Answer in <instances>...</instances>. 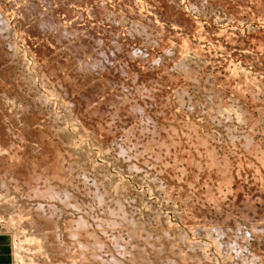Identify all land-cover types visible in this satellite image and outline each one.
<instances>
[{"label": "rangeland", "instance_id": "374dc122", "mask_svg": "<svg viewBox=\"0 0 264 264\" xmlns=\"http://www.w3.org/2000/svg\"><path fill=\"white\" fill-rule=\"evenodd\" d=\"M54 1L55 0H0V10H4V12L8 14V21H10L8 22L9 27L6 26V30L7 32L11 30L9 32L10 35H2V37L0 35V42H2L0 43V45L2 44L0 46V85L5 86L6 84V88L9 90V93H3L0 88V94L3 98H6L7 94V99L15 100L16 104L19 106L21 105L24 109L26 108L25 106H27V108L29 107L28 109L31 108L32 110L30 109L29 113L35 112L31 115L39 121V126L41 124L42 128H44L46 125L44 129L41 128L43 131H40L43 136L42 137L40 134L42 139H40L39 136V138H35V135L32 136V138L35 139L34 142L40 139L39 141H44V144L47 146L51 145L50 147H52L53 144H51V142H45V137H50L49 139H51L53 143L56 142L54 144L57 146H55L56 149L59 148L58 150H60V148H62L61 152L53 147L52 149L50 148V151L53 152L55 157L59 155L62 156L63 153L65 154H63L64 157L59 156V164L61 163L62 173L64 172L65 175H57L53 180L55 182L59 181L60 188H69V194H67L70 196L71 204L67 206V208L71 209L70 207H72V212L74 211L77 215L86 214L89 218L88 227L91 226L90 228L87 227L89 231L93 230L92 232L94 233L102 232L110 238L119 235L117 236L119 237L117 238L118 241L121 240L122 244L126 243L124 247L127 251H125L124 255L127 258L129 249L134 248L135 245L140 247L141 244V248L143 245V248L145 246L149 250L150 247L154 245L156 248L161 246L164 249L162 250L160 247L161 250L159 249V252L156 254L157 256L154 255V252L148 253L152 259L159 257V259L154 260L155 264H264V0H90L88 2L87 0H65L66 2H64V4V0ZM101 1L103 2L101 3ZM130 2L132 4H130ZM11 4L15 5L12 6ZM127 6L131 7V9ZM30 7L31 9H29ZM40 9H42L43 13ZM50 9L52 10V14H50ZM53 11L56 12V15ZM89 13L92 14L90 15ZM20 15L21 17L19 18ZM41 15L44 17H41ZM48 15L50 18L56 16V21L55 18L49 21V17H46ZM57 15H59V17ZM22 17H24L23 20L21 19ZM82 18L83 20H81ZM30 19L31 21H29ZM57 19H60L58 24ZM65 19L66 23L63 21ZM136 21L140 23L138 24ZM52 22H56L54 26H56L55 28L57 31L52 25ZM132 23L135 24L132 26ZM60 26L62 28H60ZM136 26L138 32L135 31L134 27ZM69 27L72 28L70 29ZM154 28H157L158 31H155ZM58 29H61L63 32ZM144 29L147 31L145 32ZM161 30H163V32ZM109 31H112V34L118 33H116L117 35L115 34L116 36L114 35V37H111L113 35L109 34ZM154 31L155 33L161 31L160 34H166L167 37L161 34L162 38H160V34H155ZM128 32L130 33L127 34ZM52 34L56 35L53 36ZM130 34H132L133 38L129 37ZM61 35H63V37H61ZM73 35H75V37ZM109 35L111 40L108 38ZM118 36L120 39L117 38ZM43 37L46 41H44ZM115 37L119 42L116 41ZM152 37L153 39L151 40ZM158 37L160 38L158 39L160 42L156 41ZM21 39L24 41L21 42ZM86 40L89 41V47L87 46ZM72 42L73 45L75 42L76 44L79 43L77 44V49L82 46V48L80 47L81 49H78L80 50L78 54H76L78 50L76 48L73 49L74 52L77 50L73 53L74 55L76 54L77 57L69 54L73 51H69L71 49L69 45H71ZM114 42L117 44L116 47H119L116 48ZM49 43L52 45H49ZM62 43L63 45H61ZM66 44L69 45L66 46ZM110 44H112V46ZM105 45L107 48L106 50ZM85 46L86 49L88 47L90 52L85 51ZM129 46L133 52L128 50ZM54 47L56 50H54ZM114 47L115 49H113ZM132 47L136 48V50ZM185 47L186 49H184ZM100 48L103 50V53H101ZM125 48H127V50ZM169 48L170 50L173 49V51L168 50ZM188 48L189 50H187ZM183 49L187 50L189 53ZM62 50L66 52L64 51L62 53ZM107 51H112V53H108ZM164 51L168 52V54L166 55ZM91 52L93 55H91ZM130 52L132 53L130 54ZM104 53H107L108 56ZM148 53L149 55H147ZM150 53H152V56ZM15 55L19 57L17 58L16 56V59ZM23 55L25 61L22 60ZM69 55L70 57H68ZM87 55L91 56L88 57ZM157 55L160 57L158 58ZM187 55H190L189 58ZM83 56L85 60H83ZM179 57H183L187 62L190 61V57H193L191 59L196 61V64L195 61H190V65L187 63L188 67L192 68L190 71L192 70L191 73L193 76L195 74L193 77L195 79H192V74L187 70L188 67L182 68L183 71L182 69L180 70L182 66H180L177 61H182V58L179 59ZM76 58L81 62L84 61L81 64L84 66V69H82L81 65L78 67V63H76L78 60ZM86 58H88V61L90 59V64L88 61L86 62ZM94 58L97 59L94 60ZM136 58H138V62H141L137 63ZM72 59L75 61V64ZM152 59L159 61L152 64L151 62H154ZM66 60L69 62V65H65V63H68ZM61 61L64 62L66 67H60V63L62 65ZM121 61L123 63H121ZM85 62L87 65H85ZM100 62H102V64H100ZM3 64L6 67H4ZM121 64L123 66H121ZM135 64L139 65L136 66ZM174 64H176V66H174ZM44 65L47 68H45ZM126 67H128L130 71H127L128 69H126ZM184 69H186L187 72ZM46 70L48 71L46 72ZM142 70L146 72L142 73ZM155 70L158 71V73H155ZM166 70H168L169 73L168 71L165 73ZM98 71L101 72L100 75ZM134 71L136 72L134 73ZM87 72L89 74L88 76ZM44 76L47 77L45 78ZM78 77H80L79 81ZM111 78H114L113 80H115L116 83H114V81L111 82ZM70 79H73V81H70ZM53 80L56 81V85ZM136 80L137 82H135ZM192 80H194V82H192ZM87 81L90 83L88 84ZM143 81L146 83L144 84ZM80 82L83 83L80 84ZM101 82H103V84ZM98 83L101 87L97 85ZM104 83L105 88L103 86ZM53 84L56 87H54ZM67 84H71V86ZM59 85L61 87H58ZM139 85L140 87L142 86V88H140ZM9 86L12 88H9ZM52 86L54 88H52ZM62 87L63 89L60 90ZM137 87L139 88L137 89ZM75 89L77 91L76 96L72 93L73 91L75 92ZM102 89L106 90L102 91ZM124 89L125 92H123ZM128 89H130L132 94H130ZM59 90L62 91L63 94L59 92ZM89 93L91 97L88 96ZM93 93L96 94V97L98 96L99 99H97L98 97H93L95 96L92 95ZM64 94L68 95L65 96ZM112 96L117 99L113 100ZM74 97L78 100H74ZM106 98L109 103L105 102ZM43 99L48 101H44ZM86 99L88 103L85 104L84 102ZM130 99L132 101H130ZM70 100L72 104H70ZM101 100H103V104L105 105L102 104ZM110 100L112 101L110 102ZM121 100L123 103L121 102V104H119ZM67 101L68 103L70 102V105L66 103ZM78 101L80 104H78ZM92 102H94L96 106ZM113 105L116 106L114 107ZM89 108L90 110H88ZM127 109H129V112ZM75 110L76 113L74 112ZM86 110H88V112ZM163 111L164 113H162ZM123 113H127L126 116ZM166 113H168V115ZM101 114L106 115V117ZM76 115L78 116L76 117ZM86 115H88L89 118H87ZM102 116H104V119ZM74 120H77L76 123ZM22 125V128H19V126L17 129L15 128L16 131L13 130L15 134L11 131L13 136L8 133L11 138L9 140L12 141L11 143H13V145L17 143V146H23L22 148L18 147L20 150H18V148L16 149V151L18 150L19 152V155H16L18 159H21L22 156L25 157L23 153H26L25 150H27L28 147L33 150L30 145L33 143L31 142L32 138H30L31 141L30 139L27 140L29 143L24 142V135L29 133L28 130H31V128L28 129L29 127L26 125L24 126L23 123ZM50 129L52 132H48ZM25 131L26 133L24 134ZM17 132L21 133V136ZM36 133L38 134L39 132ZM54 133H58L59 135H54ZM14 135L17 137H14ZM18 135L21 138L23 137V141L18 139ZM16 138L18 142L15 140ZM49 139L47 138V140ZM19 141L24 142L23 144L26 146L25 150V146ZM39 141L33 143V145H39ZM17 146L14 145L13 150H15L14 147ZM37 147L41 148V150ZM33 148L35 149V146H33ZM42 148L43 146H36L37 151L40 152L39 154L36 150L33 152L36 153L38 159H40L39 156H42L41 159H47L48 161L50 158L52 162V152L49 153L48 151V156L46 150ZM54 150L58 152L55 153ZM29 152H31L30 149ZM40 153H42V155ZM55 157L53 158L54 160ZM178 157L179 159H177ZM64 159L65 162L68 164L70 163V165L65 162L62 163ZM43 160L38 162L39 166H41V168L38 167L39 170L42 169V166L45 168V163H42L44 162ZM70 161H72L73 164ZM66 166H68L67 170L65 169ZM42 171L45 172V169ZM67 171L69 174L66 173ZM66 174L69 176L67 177ZM60 180H65L64 182L67 181V184ZM71 180L72 185L70 186ZM49 182L52 183V181ZM67 185H69V187H66ZM11 197H13L12 200L14 201L18 199L14 194ZM73 203L74 207L72 205ZM75 207H77V210ZM79 207L80 209H78ZM118 207L121 210H119ZM64 208L67 209L66 206H64ZM92 213L97 214L95 215ZM115 216H117V218ZM130 216H132L134 220H132ZM120 219H123L124 222L117 224L115 221L120 222ZM95 223L100 224L98 226ZM107 223L109 225H107ZM113 223L117 224V226ZM128 224H133L134 226L132 227V225H130L129 230L131 229L134 231L138 228L139 232L137 233L136 231V234L130 230L129 232L131 233H129L127 229ZM117 227L120 229H117ZM132 228H134V230ZM108 230L111 231L108 233ZM0 231L4 236H7L11 242L12 248L10 247V251L12 252L14 250L13 254L10 253L9 255L11 262H13V264H18L15 259V242L20 243L21 241L25 248H28L29 244L24 243V241L18 237L16 228L10 225L7 215L3 217L0 214ZM133 233H135L136 236L132 235ZM38 235L39 234H36L38 239L43 242L47 239L45 243L47 242L46 245L48 246H44V249H41L42 251L39 249L40 252L37 251L35 253V259H37L35 261L38 262V264H46V261L51 259L49 249L47 248L50 247V251H52L53 246L51 247V245L55 242L51 239L52 236L50 234L48 235L49 237L43 235V238H40V235ZM63 235L61 234L62 238ZM131 235L133 238L135 236V238L133 239ZM110 238H107V241H105L104 237V242L106 244L107 242L112 243V241H109ZM129 238L131 241H129ZM112 239L114 240V237ZM102 240L101 238L99 244H104ZM148 240H150V242ZM112 247L113 245L110 247L108 246V250H106V252L109 253L107 255L109 258L111 257V250H113L111 249ZM56 261L60 262L58 259Z\"/></svg>", "mask_w": 264, "mask_h": 264}, {"label": "bare ground", "instance_id": "6f19581e", "mask_svg": "<svg viewBox=\"0 0 264 264\" xmlns=\"http://www.w3.org/2000/svg\"><path fill=\"white\" fill-rule=\"evenodd\" d=\"M8 1H10V0H8ZM56 1V0H55ZM54 1V2H55ZM59 1V0H58ZM88 1H90V0H87V2ZM94 1H97V0H94ZM93 1V2H94ZM135 1V0H134ZM138 1V0H137ZM162 1V0H161ZM24 2V1H23ZM38 2H40V1H38ZM57 2V1H56ZM64 2H66L65 0L63 1V4H64ZM70 2V1H69ZM77 2V1H76ZM103 1H101V3H102ZM105 2V1H104ZM109 2V1H108ZM15 3V2H14ZM20 3V2H19ZM26 3V2H25ZM30 3H31V1H30ZM91 3V2H90ZM90 3H89V5H90ZM96 3V2H95ZM99 3V2H98ZM114 3V2H113ZM136 3V2H135ZM22 4H24V3H22ZM21 4V5H22ZM46 4V3H45ZM59 4V3H58ZM66 4V3H65ZM71 4V3H70ZM109 4V3H108ZM130 4H132L131 2H130ZM130 4H129V6H130ZM137 4V3H136ZM173 4V3H172ZM12 5V4H11ZM15 5V4H14ZM14 5H12V6H14ZM34 5V4H33ZM68 5V4H67ZM93 5H94V3H93ZM111 5V4H110ZM135 5V4H134ZM17 6H18V4H17ZM19 6H20V4H19ZM60 6V5H59ZM73 6V5H72ZM71 6V7H72ZM122 6V5H121ZM129 6H127V7H129ZM137 6V5H136ZM47 7H48V5H47ZM54 7H55V5H54ZM68 7V6H67ZM114 7H115V5H114ZM13 8V7H12ZM19 8V7H18ZM69 8V7H68ZM90 8V7H89ZM130 9H131V7H129ZM136 8V7H135ZM135 8H134V10H135ZM173 8V7H172ZM29 9H31V7L29 8ZM28 9V10H29ZM45 9V8H44ZM43 9V10H44ZM6 10V9H5ZM25 10H26V6H25ZM24 10V11H25ZM41 10V12H42V9H40ZM46 10V9H45ZM51 10V9H50ZM54 10V9H53ZM58 10V9H57ZM56 10V11H57ZM98 10H99V8H98ZM101 10V9H100ZM106 10V9H105ZM129 10V9H128ZM8 11V10H7ZM15 11H16V9H15ZM48 11V10H47ZM104 11V10H103ZM109 11V10H108ZM132 11V10H131ZM170 11V10H169ZM172 11V10H171ZM175 11V10H174ZM39 12V11H38ZM50 12V11H49ZM54 12V11H53ZM60 12V11H59ZM8 13H10V12H8ZM22 13V12H21ZM43 13V12H42ZM45 13V12H44ZM55 13V15H56V12H54ZM61 13V12H60ZM76 13V12H75ZM98 13V12H97ZM105 13V12H104ZM139 13V12H138ZM19 14H20V12H19ZM28 14H29V12H28ZM30 14H31V12H30ZM48 14V13H47ZM47 14H44V15H47ZM50 14H52V10H51V13ZM90 15L92 14V13H89ZM108 14V13H107ZM112 14V13H111ZM8 14H6V12H4V10L2 11V10H0V35H1V37H2V35H4V36H7L8 34H9V32L11 31H9L8 30V32H7V28H6V26L7 27H9V23L8 22H10V21H8L9 20V17L7 16ZM32 15V14H31ZM34 15V14H33ZM82 15V14H81ZM119 15V14H118ZM133 15V14H132ZM141 15V14H140ZM146 15V14H145ZM30 16V15H29ZM43 15H41V17H42ZM54 16V15H53ZM58 17H59V15H57ZM76 16V15H75ZM104 16H105V14H104ZM123 16V15H122ZM17 17H18V14H17ZM21 17V15L19 16V18ZM44 17V16H43ZM46 17H49V15L48 16H46ZM45 17V18H46ZM56 17V16H55ZM54 17V18H55ZM65 17V16H64ZM69 17V16H68ZM84 17V16H83ZM91 17V16H90ZM100 17V16H99ZM138 17V16H137ZM12 18V17H11ZM23 18L24 17H22L21 19L23 20ZM29 18V17H28ZM54 18H50L49 17V21L51 20V19H53L54 20ZM60 18H62V17H60ZM139 18V17H138ZM16 20V19H15ZM25 20H28V19H25ZM34 20V19H33ZM40 20V19H39ZM38 20V21H39ZM43 20H44V18H43ZM60 19H57V24H58V21H59ZM81 20H83V18L81 19ZM29 21H31V19L29 20ZM46 21V20H45ZM52 21V20H51ZM55 21H56V18H55ZM64 22L66 21V19L65 20H63ZM104 21H106V20H104ZM121 21V20H120ZM18 22V21H17ZM27 22V21H26ZM33 22V21H32ZM98 22V21H97ZM101 22V21H100ZM118 22V21H117ZM133 22V21H132ZM138 24L140 23V22H138V21H136ZM135 22V23H136ZM46 23V22H45ZM53 23V22H52ZM56 23V22H55ZM55 23H53L52 25L54 26L55 25ZM61 23V22H60ZM66 23V22H65ZM71 23V22H70ZM134 23V24H135ZM19 24V23H18ZM36 24V23H35ZM42 24H44V23H42ZM120 24V23H119ZM121 24H123V23H121ZM133 23H132V26L134 25ZM17 25V24H16ZM20 25V24H19ZM18 25V26H19ZM26 25V24H25ZM33 25V24H32ZM31 25V26H32ZM47 25H48V23H47ZM66 25V24H65ZM95 25V24H94ZM18 26H16V27H18ZM23 26H24V24H23ZM27 26V25H26ZM40 26V25H39ZM103 26V25H102ZM120 26V25H119ZM118 26V27H119ZM36 27H37V25H36ZM41 27V26H40ZM56 26H54V28H55ZM67 27V26H66ZM73 27H74V25H73ZM84 27V26H83ZM99 27H101V26H99ZM109 27H110V25H109ZM126 27V26H125ZM158 27V26H157ZM11 28V27H10ZM9 28V29H10ZM49 28V27H48ZM54 28H53V30H54ZM60 28H62L61 26H60ZM70 28V27H69ZM68 28V29H69ZM72 28V27H71ZM70 28V29H71ZM95 28H96V26H95ZM120 28V27H119ZM122 28V27H121ZM135 28V31L136 32H138V30H137V26L136 27H134ZM134 28H133V30H134ZM151 28H153V27H151ZM27 29V28H26ZM25 29V30H26ZM36 30H39V29H37V28H35ZM34 29V30H35ZM52 29V28H51ZM56 29V28H55ZM64 29V28H63ZM87 29V28H86ZM93 29V28H92ZM97 29V28H96ZM125 29V28H124ZM132 29V28H131ZM155 29V31H158L157 30V28H154ZM153 29V30H154ZM162 29V28H161ZM22 30H23V28H22ZM33 30V29H32ZM58 30H60V31H62L61 29H58ZM65 30V29H64ZM80 30V29H79ZM78 30V31H79ZM85 30V29H84ZM94 30V29H93ZM121 30V29H120ZM132 30V31H133ZM150 30V29H149ZM24 31V30H23ZM22 31V32H23ZM42 31V30H41ZM43 31H46V30H43ZM48 31V30H47ZM56 31H57V29H56ZM55 31V32H56ZM77 31V30H76ZM87 31V30H86ZM117 31H118V29H117ZM127 31H130V30H127ZM144 31H145V29H144ZM147 31V30H146ZM145 31V32H146ZM152 31V30H151ZM155 31H154V33H155ZM162 32H163V30H161ZM161 31H159V33L158 32H156L157 34H160V32ZM32 32H34V31H32ZM37 32V31H36ZM63 32V31H62ZM69 32V31H68ZM93 32V31H92ZM111 32V33H110ZM120 32V31H119ZM153 32V31H152ZM199 32V31H198ZM21 33V32H20ZM28 33V32H27ZM41 33V32H40ZM52 33V32H51ZM59 33V32H58ZM70 33V32H69ZM105 33V32H104ZM116 33H118V32H116ZM115 33V34H116ZM122 33V32H121ZM130 32H128L127 34H129ZM149 33V32H148ZM155 33V34H156ZM167 33V32H166ZM13 34V33H12ZM63 34V33H62ZM64 34H66V33H64ZM95 34H97V33H95ZM99 34V33H98ZM103 34V33H102ZM109 34H111V35H113V36H111V37H114V35L115 34H112V31H109ZM123 34V33H122ZM151 34V33H150ZM162 34V33H161ZM161 34H160V38H162V36H161ZM10 35V34H9ZM28 35V34H27ZM33 35V34H32ZM43 35H44V33H43ZM51 35V34H50ZM53 35V34H52ZM56 34H54L53 36H55ZM71 35H72V33H71ZM107 35H108V33H107ZM117 35V34H116ZM115 35V36H116ZM142 35H144V34H142ZM146 35V34H145ZM148 35V34H147ZM163 35V34H162ZM166 35V34H165ZM165 35H163V36H165ZM200 35V34H199ZM3 36V37H4ZM13 36V35H12ZM25 36V35H24ZM37 36V35H36ZM48 36V35H47ZM52 36V37H53ZM59 36V35H58ZM57 36V37H58ZM67 36V35H66ZM74 37H75V35H73ZM86 36H88V35H86ZM106 36V35H105ZM156 36V35H155ZM172 36V35H171ZM11 37V36H10ZM21 37H22V35H21ZM33 37V36H32ZM46 37V36H45ZM61 37H63V35H61ZM83 37V36H82ZM104 37V36H103ZM110 37V35L108 36V38ZM129 37H132V34H130V36ZM153 37H154V34H153ZM153 37L151 38V40L153 39ZM157 37V36H156ZM166 37H167V35H166ZM201 37V36H200ZM7 38V37H6ZM5 38V39H6ZM56 38V37H55ZM69 38V37H68ZM90 38V37H89ZM96 38H97V36H96ZM116 38V37H115ZM117 38H119V36L117 37ZM117 38H116V41H117ZM122 38V37H121ZM125 38V37H124ZM128 38V37H127ZM126 38V39H127ZM133 38V37H132ZM142 38V37H141ZM147 38H149V37H147ZM159 37L157 38V40L156 41H158V39H160ZM170 38V37H169ZM203 38V37H202ZM25 39V38H24ZM43 39H44V37H43ZM42 39V40H43ZM58 39V38H57ZM61 39V38H60ZM87 39V38H86ZM110 39V38H109ZM120 39V38H119ZM145 39V38H144ZM1 40V39H0ZM40 40V39H39ZM56 40V39H55ZM71 40V39H70ZM84 40V39H83ZM100 40V39H99ZM101 40H103V39H101ZM104 40H105V38H104ZM111 40V39H110ZM114 40V39H113ZM134 40V39H133ZM142 40V39H141ZM167 40V39H166ZM3 41V40H2ZM20 41V40H19ZM24 40L23 39H21V42H23ZM38 41V40H37ZM44 41H46L45 39H44ZM50 41V40H49ZM62 41V40H61ZM64 41V40H63ZM72 41H73V37H72ZM80 41L82 42V40L80 39ZM87 41V40H86ZM94 41V40H93ZM95 41H96V39H95ZM115 41V40H114ZM135 41V40H134ZM143 41V40H142ZM154 41H155V39H154ZM171 41V40H170ZM48 42V41H47ZM52 42V41H51ZM58 42H59V40H58ZM64 42H66V41H64ZM63 42V43H64ZM88 42L89 41H87V46L89 47V44H88ZM97 42V41H96ZM103 42V41H102ZM108 42H109V40H108ZM117 42H119V41H117ZM124 42H126V41H124ZM144 42V41H143ZM153 42V41H152ZM151 42V43H152ZM158 42H160V41H158ZM164 42H165V40H164ZM167 42V41H166ZM0 43H2V42H0ZM43 43V42H42ZM63 43L61 44V45H63ZM69 43V42H68ZM99 43V42H98ZM105 43H106V41H105ZM115 43V42H114ZM113 43V44H114ZM156 43V42H155ZM161 43H163V42H161ZM187 43V42H186ZM185 43V44H186ZM10 44H14V43H10ZM31 44V43H30ZM48 44V43H47ZM51 43H49V45H50ZM54 44V43H53ZM71 44V43H70ZM76 42L74 43V45H73V42H72V44L71 45H69V44H66V46H68L69 45V48L71 47V49L69 50V51H72L73 49H77V44H79V43H77L76 45ZM119 44V43H118ZM159 44V43H158ZM185 44H184V46H185ZM2 45V44H1ZM0 45V46H1ZM9 45V44H8ZM52 45V44H51ZM55 45V44H54ZM64 45H65V43H64ZM80 45H81V43H80ZM80 45H78V46H80ZM101 45H102V43H101ZM106 45H107V43H106ZM106 45H105V50L107 49L106 48ZM111 46H112V44H110ZM116 43H115V47H116ZM132 45V44H131ZM138 45H139V43H138ZM156 45H157V43H156ZM188 45V44H187ZM186 45V46H187ZM190 45V44H189ZM12 46V45H11ZM33 46V45H32ZM42 46V45H41ZM46 46V45H45ZM65 46V47H66ZM108 46V45H107ZM114 46V45H113ZM141 46V45H140ZM165 46V45H164ZM184 46H182V47H184ZM9 47V46H8ZM14 47H16V46H14ZM37 47V46H36ZM47 47V46H46ZM50 47H52V46H50ZM81 48H82V46H80ZM79 47V48H80ZM88 47H87V49H86V46H85V49H83V50H85L86 52L88 51V52H90V50L88 49ZM95 47V46H94ZM115 47L113 48V49H115ZM117 47H119V46H117ZM116 47V48H117ZM181 47V48H182ZM188 47H190V46H188ZM41 48V47H40ZM58 48V47H57ZM61 48V47H60ZM78 48V49H79ZM80 48V49H81ZM111 48V47H110ZM109 48V49H110ZM120 48H121V46H120ZM133 48V47H132ZM153 48V47H152ZM161 48V47H160ZM166 48V47H165ZM168 48V47H167ZM28 49V48H27ZM65 49V48H64ZM67 49V48H66ZM77 49V50H78ZM96 49V48H95ZM101 49V48H100ZM126 50H127V48H125ZM133 49H135L136 50V48H133ZM163 49V48H162ZM175 49V48H174ZM180 49V48H179ZM184 49H186V47L184 48ZM183 49V50H184ZM42 50V49H41ZM54 50H56V48L54 47ZM76 50V51H77ZM99 50V49H98ZM104 50V51H105ZM121 50H124V49H121ZM129 51L131 50L132 51V49L130 48V46H129V49H128ZM135 50H134V52H135ZM164 50V49H163ZM168 50H170V48L168 49ZM187 50H189V48L187 49ZM187 50H184V51H186V52H188ZM9 51H11V50H9ZM13 51V50H12ZM17 51V50H16ZM53 51V50H52ZM51 51V52H52ZM59 51V50H58ZM65 51V50H64ZM63 50H62V53L64 52ZM75 51V52H76ZM96 51V50H95ZM116 51V50H115ZM150 51V50H149ZM166 51V50H165ZM164 51V52H165ZM170 51H173V49H171ZM14 52V51H13ZM42 52V51H41ZM53 52H55V51H53ZM66 52V51H65ZM68 52V51H67ZM74 52V50L72 51V53H69V54H72L73 56H75V57H77L76 56V54H78V52H80V50H78L77 52H76V54L74 55L73 53H75ZM108 52V51H107ZM117 52H118V50H117ZM127 52V51H126ZM133 52V51H132ZM132 52H130V54L132 53ZM140 52H141V50H140ZM143 52V51H142ZM147 52V51H146ZM145 52V53H146ZM163 52V51H162ZM12 53V52H11ZM32 53V52H31ZM35 53V52H34ZM61 53V54H62ZM92 53V52H91ZM97 53H99V52H97ZM101 53H103V50L101 49ZM108 53H112V51H110V52H108ZM125 53V52H124ZM128 53V52H127ZM166 53V55L168 54V52H165ZM174 53V52H173ZM189 53V52H188ZM188 53H186V54H188ZM2 54V53H1ZM36 54V53H35ZM39 54V53H38ZM44 54V53H43ZM83 54V53H82ZM87 54V53H86ZM105 54V53H104ZM107 54V53H106ZM105 54V55H106ZM118 54V53H117ZM116 54V55H117ZM151 54V56H152V53H150ZM153 54H154V52H153ZM160 54V53H159ZM158 54V55H159ZM171 54H172V52H171ZM175 54V53H174ZM179 54V53H178ZM54 55V54H53ZM58 55V54H57ZM65 55H66V53H65ZM84 55V54H83ZM91 55H93V53L91 54ZM91 55H87L88 57H90ZM96 55V54H95ZM133 55V54H132ZM146 55V54H145ZM147 55H149V53L147 54ZM157 55V56H158ZM161 55V54H160ZM165 55V56H166ZM180 55H181V53H180ZM194 55V54H193ZM6 56V55H5ZM11 56V55H10ZM16 56H17V58L19 57L18 55H15V58H16ZM37 56V55H36ZM42 56V55H41ZM55 56V55H54ZM103 56V55H102ZM107 56H108V54H107ZM124 56V55H123ZM129 56H131V55H129ZM188 56V55H187ZM190 56V55H189ZM189 56H188V58H189ZM7 57V56H6ZM8 57H9V55H8ZM32 57H34V56H32ZM64 57V56H63ZM63 57H62V59H63ZM67 57V56H66ZM68 57H70V55L68 56ZM84 57V56H83ZM93 57V56H92ZM91 57V58H92ZM100 57V56H99ZM112 57V56H111ZM119 57V56H118ZM128 57V56H127ZM148 57V56H147ZM160 56H158V58H159ZM163 57V56H162ZM178 57V56H177ZM2 58V57H1ZM12 58V57H11ZM14 58V57H13ZM12 58V59H13ZM14 58V59H15ZM16 58V59H17ZM53 58H55V57H53ZM59 58V57H58ZM65 58V57H64ZM116 58V57H115ZM151 58V57H150ZM182 58V59H181ZM179 57V59H181L182 61H180V62H178L176 59V61H177V63L178 64H180V66H182V67H180V70L182 69V68H184V67H188V65H190L191 63H190V61H193L191 58H193V57H190V61L189 62H187V61H185L186 59H183V57ZM5 59V58H4ZM25 58H24V55H23V59L22 60H24ZM57 59V58H56ZM61 59V58H60ZM77 59V58H76ZM88 58H86V62L88 61L87 60ZM97 58H94V60H96ZM108 59H109V57H108ZM112 59V58H111ZM131 59V58H130ZM135 59V58H134ZM146 59V58H145ZM156 59V58H155ZM153 60L154 62H151L152 64H154L155 62H158L159 60ZM169 59V58H168ZM2 60V59H1ZM55 60V59H54ZM64 61H65V59H63ZM73 60V59H72ZM78 60V59H77ZM76 60V61H77ZM83 60H85V57H84V59ZM93 60V59H92ZM100 60V59H99ZM104 60V59H103ZM114 60V59H113ZM138 60V58H136V61ZM140 60V59H139ZM142 60V59H141ZM144 60V59H143ZM174 60V59H173ZM25 61V60H24ZM58 61V60H57ZM67 61V60H66ZM69 61H70V59H69ZM79 61L80 60H78L76 63H78V67H79V65H81L82 64V62H84V61H80V64H79ZM89 61H90V59H89ZM88 61V63L90 64V62ZM146 61V60H145ZM148 61H149V59H148ZM195 61V60H194ZM193 61V62H194ZM1 62V61H0ZM10 62H12V61H10ZM9 62V63H10ZM28 62V61H27ZM54 62V61H53ZM62 62V61H61ZM68 62V61H67ZM73 62H74V64H75V61L73 60ZM86 62H85V65H87L86 64ZM92 62V61H91ZM94 62V61H93ZM128 62V61H127ZM131 62V61H130ZM141 62V61H140ZM140 62H138L137 61V63H140ZM143 62V61H142ZM150 62V61H149ZM161 62V61H160ZM164 62V61H163ZM2 63H3V60H2ZM7 63V62H6ZM5 63V64H6ZM19 63H21V62H19ZM48 63V62H47ZM46 63V64H47ZM52 63V62H51ZM56 63V62H55ZM115 63V62H114ZM121 63H123L122 61H121ZM144 63V62H143ZM146 63V62H145ZM168 63V62H167ZM171 63V62H170ZM187 63H189L188 65H187ZM23 64V63H22ZM39 64V63H38ZM42 64V63H41ZM40 64V65H41ZM100 64H102V62H100ZM118 64V63H117ZM126 64V63H125ZM133 64V63H132ZM149 64V63H148ZM159 64V63H158ZM157 64V65H158ZM172 64V63H171ZM177 64V65H178ZM195 64H196V61H195ZM8 65V64H7ZM20 65V64H19ZM40 65H39V67H40ZM47 65H49V64H47ZM51 65V64H50ZM65 65H69V62L66 64L65 63ZM64 65V62H62V65H61V63H60V67H62V66H65ZM71 65V64H70ZM92 65V64H91ZM95 65V64H94ZM97 65V64H96ZM110 65V64H109ZM131 65V64H130ZM136 65V64H135ZM139 65V64H138ZM138 65H136V66H138ZM142 65V64H141ZM146 65H147V63H146ZM150 65V64H149ZM162 65V64H161ZM164 65V64H163ZM168 65V64H167ZM3 66L4 67H6L4 64H3ZM53 66V65H52ZM57 66H58V63H57ZM82 66V65H81ZM80 66V67H81ZM90 66V65H89ZM99 66V65H98ZM118 66V65H117ZM120 66V65H119ZM121 66H123L122 64H121ZM128 66V65H127ZM143 66H144V64H143ZM153 66V65H152ZM166 66V65H165ZM174 66H176V64H174ZM8 67V66H7ZM38 67V66H37ZM43 67V66H42ZM44 67H45V65H44ZM53 67H55V66H53ZM66 67V66H65ZM64 67V68H65ZM84 66H82V69H84L83 68ZM91 67V66H90ZM101 67V66H100ZM106 67H108V66H106ZM113 67H115V66H113ZM146 67V66H145ZM162 67V66H161ZM160 67V68H161ZM171 67V66H170ZM172 67H173V65H172ZM1 68V67H0ZM45 68H47V67H45ZM44 68V69H45ZM48 68H49V66H48ZM68 68V67H67ZM73 68V67H72ZM72 68H71V70H72ZM88 68V67H87ZM86 68V69H87ZM91 68H93V67H91ZM119 68H121V67H119ZM174 68V67H173ZM175 68H179V67H175ZM25 69V68H24ZM58 69V68H57ZM100 69V68H99ZM126 69H128V67H126ZM140 69H141V67H140ZM148 69V68H147ZM157 69H158V67H157ZM168 69V68H167ZM172 69V68H171ZM190 69H192V68H190V67H188V71H189V73H191V71H190ZM195 69V68H194ZM52 70V69H51ZM54 70V69H53ZM63 70V69H62ZM69 70V69H68ZM75 70H76V68H75ZM89 70V69H88ZM87 70V71H88ZM165 70V69H164ZM174 70V69H173ZM172 70V71H173ZM176 70V69H175ZM185 71H186V69H184ZM3 71V70H2ZM41 71V70H40ZM48 70H46V72H47ZM73 71H74V69H73ZM90 71H91V69H90ZM92 71H94V70H92ZM106 71V70H105ZM118 71V70H117ZM125 71V70H124ZM127 71H130L129 69L127 70ZM143 72L142 73H144V72H146L145 70H142ZM156 71V70H155ZM168 70H166L165 71V73L167 72ZM171 71V70H170ZM178 71V70H177ZM182 71H183V69H182ZM52 72H54V71H52ZM61 72V71H60ZM65 72H67V71H65ZM70 72V71H69ZM75 72V71H74ZM81 72V71H80ZM86 72V71H85ZM99 72V71H98ZM97 72V73H98ZM109 72V71H108ZM115 72V71H114ZM120 72V71H119ZM136 71H134V73H135ZM187 72V71H186ZM7 73V72H6ZM14 73V72H13ZM40 73V72H39ZM56 73V72H55ZM63 73V72H62ZM71 73V72H70ZM76 73H77V71H76ZM83 73V72H82ZM100 73L101 72H99V75H100ZM105 73V72H104ZM110 73V72H109ZM108 73V74H109ZM141 73V72H140ZM149 73H151V72H149ZM155 73H158V71H156ZM161 73H163V72H161ZM168 73H169V71H168ZM174 73V72H173ZM185 73V72H184ZM195 73V72H194ZM11 74V73H10ZM44 74V73H43ZM50 74V73H49ZM64 74V73H63ZM91 74V73H90ZM103 74V73H102ZM179 74V73H178ZM192 74V73H191ZM197 74V73H196ZM8 75V74H7ZM51 75V74H50ZM73 75V74H72ZM72 75H71V77H72ZM84 75V74H83ZM89 74H88V72H87V76H88ZM93 75V74H92ZM91 75V76H92ZM95 75V74H94ZM135 75V74H134ZM150 75V74H149ZM173 75V74H172ZM243 75V74H242ZM48 76V75H47ZM46 76V77H47ZM55 76V75H54ZM58 76V75H57ZM56 76V77H57ZM67 76V75H66ZM70 76V75H69ZM69 76H68V78H69ZM74 76V75H73ZM80 76V75H79ZM86 76V75H85ZM86 76V77H87ZM162 76V75H161ZM174 76V75H173ZM186 76V75H185ZM187 76H188V74H187ZM194 76H195V74H194ZM193 76V74H192V79H195V78H193L194 77ZM248 76V75H247ZM38 77H39V75H38ZM45 77V76H44ZM45 77V78H46ZM56 77H54V78H56ZM102 77V76H101ZM107 77V76H106ZM133 78L135 77V76H132ZM143 77H144V75H143ZM156 77H157V75H156ZM159 77V76H158ZM169 77V76H168ZM198 77V76H197ZM57 78H59V77H57ZM56 78V79H57ZM66 78V77H65ZM80 77H78V81L80 80L79 79ZM136 78V77H135ZM189 78V77H188ZM249 78V77H248ZM28 79V78H27ZM49 79V78H48ZM97 79V78H96ZM98 79H99V77H98ZM112 79V78H111ZM110 79V80H111ZM114 79V78H113ZM112 79V81L111 82H113L114 81V83H116V81L115 80H113ZM126 79H128V78H126ZM172 79H174V78H172ZM190 79V78H189ZM68 80V79H67ZM92 80H93V77H92ZM110 80H109V82H110ZM153 80V79H152ZM161 80V79H160ZM166 80H167V78H166ZM54 81V80H53ZM62 81V80H61ZM66 81V80H65ZM70 81H73V79H70ZM89 81V80H88ZM87 81V83L89 84L90 82H88ZM106 81V80H105ZM125 81V80H124ZM132 81H133V79H132ZM131 81V82H132ZM147 81V80H146ZM151 81V80H150ZM156 81H157V79H156ZM196 81V80H195ZM8 82V81H7ZM10 82V81H9ZM52 82V81H51ZM55 82V85H56V81H54ZM63 82V81H62ZM86 82V81H85ZM107 82V81H106ZM135 82H137V80L135 81ZM155 82V81H154ZM161 82V81H160ZM192 82H194V80H192ZM12 83V82H11ZM57 83H58V80H57ZM65 83V82H64ZM67 83V82H66ZM75 83V82H74ZM79 83V82H78ZM83 82H80V84H82ZM86 83V84H87ZM91 83H92V81H91ZM102 84H103V82H101ZM124 83V82H123ZM127 83V82H126ZM143 83H144V81H143ZM146 83V82H145ZM144 83V84H145ZM158 83V82H157ZM197 83V82H196ZM199 83H200V81H199ZM21 84V83H20ZM48 84V83H47ZM79 84V85H80ZM109 84V83H108ZM107 84V85H108ZM118 84V83H117ZM129 84V83H128ZM127 84V85H128ZM141 84V83H140ZM155 84V83H154ZM195 84V83H194ZM11 85V84H10ZM51 85V84H50ZM68 85V84H67ZM76 85V84H75ZM84 85H85V83H84ZM97 85H99V83L97 84ZM111 85V84H110ZM121 85V84H120ZM142 85V84H141ZM247 85V84H246ZM2 86V87H1ZM12 86V85H11ZM11 86H9V88L11 87ZM53 86H54V84H53ZM52 86V88H54V87H56V86H54L53 87ZM68 86H71V84L70 85H68ZM86 86H89V85H86ZM93 86H95V85H93ZM100 86V85H99ZM98 86V87H99ZM104 88H105V83H104ZM133 86H134V84H133ZM143 86V85H142ZM142 86L140 87V85H139V87L140 88H142ZM161 86H162V84H161ZM14 87V86H13ZM51 87V86H50ZM58 87H61L60 85L58 86ZM57 87V88H58ZM80 87V86H79ZM81 87H82V85H81ZM84 87V86H83ZM91 87H92V85H91ZM101 87V86H100ZM117 87V86H116ZM139 87H137V89L139 88ZM156 87V86H155ZM0 88H1V90H2V92L3 93H9L8 91V89L6 88V84H5V86L4 85H0ZM12 88V87H11ZM48 88V87H47ZM51 88V89H52ZM77 88V87H76ZM84 88H86V87H84ZM96 88V87H95ZM94 88V89H95ZM119 88V87H118ZM125 88V87H124ZM127 88V87H126ZM131 88V87H130ZM143 88H145V87H143ZM254 88V87H253ZM17 89V88H16ZM61 89H63V87L62 88H60V90ZM92 89V88H91ZM113 89V88H112ZM132 89V88H131ZM147 89V88H146ZM146 89H142V90H146ZM152 89V88H151ZM183 89V88H182ZM12 90V89H11ZM11 90H10V92H11ZM19 90V89H18ZM24 90V89H23ZM50 90V89H49ZM58 90V89H57ZM59 90V92H61L62 93V91H60ZM65 90H66V88H65ZM68 90V89H67ZM86 90V89H85ZM93 90V89H92ZM96 90H97V88H96ZM100 90V89H99ZM106 89H102V91H105ZM122 90V89H121ZM127 90V89H126ZM154 90V89H153ZM156 90H157V88H156ZM155 90V91H156ZM242 90V89H241ZM15 91V90H14ZM17 91V90H16ZM21 91H22V89H21ZM28 91V90H27ZM80 91V90H79ZM109 91V90H108ZM110 91H111V89H110ZM128 91L130 92V89H128ZM137 91V90H136ZM139 91V90H138ZM141 91V90H140ZM151 91V90H150ZM18 92V91H17ZM56 92V91H55ZM67 92V91H66ZM76 89H75V92L73 91L72 93H74L75 94V96H76ZM81 92V91H80ZM79 92V93H80ZM99 92V91H98ZM100 92H101V90H100ZM100 92H99V95H100ZM107 92V91H106ZM114 92H115V90H114ZM123 92H125V89L123 90ZM127 92V91H126ZM135 92V91H134ZM147 92H148V90H147ZM244 92V91H243ZM257 92V91H256ZM2 93V94H3ZM25 93V92H24ZM51 93V92H50ZM60 93V94H61ZM70 93V92H69ZM86 93H88V92H86ZM92 93V92H91ZM142 93V92H141ZM149 93V92H148ZM147 93V94H148ZM153 93V92H152ZM183 93V92H182ZM18 94V93H17ZM21 94V93H20ZM57 94V93H56ZM56 94H54V95H56ZM63 94V93H62ZM71 94V93H70ZM73 94V95H74ZM83 94H84V92H83ZM120 94V93H119ZM118 94V95H119ZM125 94V93H124ZM130 94H132L131 92H130ZM135 94V93H134ZM140 94V93H139ZM146 94V95H147ZM9 95V94H8ZM51 95H53V94H51ZM65 95V94H64ZM66 95H68V94H66ZM65 95V96H66ZM72 95V96H73ZM92 95H95V96H93V97H96V94H92ZM122 95V94H121ZM126 95V94H125ZM138 95V94H137ZM144 95V94H143ZM146 95H145V97H146ZM151 95V94H150ZM155 95V94H154ZM226 95V94H225ZM87 96V95H86ZM88 96H90V93H89V95ZM131 96H133V95H131ZM139 96V95H138ZM153 96V95H152ZM227 96V95H226ZM7 94H6V98L4 99L3 98V96L0 94V214L4 217V215L6 216L7 215V219H8V221H9V223H10V225L11 226H15V228H16V233L18 234V237L22 240V241H24V243H26V244H29L28 245V248H25L24 246H23V244H22V242L20 241V243H17V242H15V244H14V249H15V259H16V262L18 263V264H38V262H36L35 260H37V259H35V253L37 252V251H39V249L41 250L44 246L45 247H47L48 245H46V243H45V241L47 240L46 239V237L45 236H48L49 234L52 236V238L51 239H53V241L55 242V243H53L52 245H51V247L53 246V249H52V251H50V247L49 248H47V249H49V253H50V257H51V259H49V260H47L46 262V264H155L154 262V260H156V259H159V257L158 258H155V259H152V258H150L151 256L150 255H148V253H150V252H154V255L155 256H157L156 254L159 252V249H160V247L161 246H159L158 248H156V246L154 245L153 247H150V250L149 249H147L145 246H144V248H143V245H142V248H141V244H140V247L138 246L137 247V245H135V247L134 248H132V249H129V255H128V258L127 257H125V255H124V253H125V251H127V249L124 247V244H126V243H124V244H122V241L120 240V241H118V239L117 238H119V237H117V236H119V235H115V236H113L114 237V240L112 239L113 237H108L107 235H104L102 232H100V233H94V232H92L93 230H91V231H89V229L88 228H90L91 226V222H90V227H88V224H89V218L86 216V214H81V215H77L76 213H74V211L72 212V207H70L71 209H69V208H67V206H69L70 204H71V200H70V196L68 195L69 194V191H68V189L67 188H65V189H62V188H60L59 187V181L58 182H55L53 179H55V177L57 176V175H60V174H64V172L62 173V167H61V163L59 164V156H61V155H59L58 157L56 156H54V154H53V152L52 151H50L51 149H52V147L53 148H55L56 149V145H54L56 142H52V140L51 139H49L50 137H45V139H46V141L45 142H47V141H49V143L51 142V144H53L52 145V147H50L51 145H46V144H44V141H39L40 139H42V134L40 133V131H43L42 129H44L45 128V126H44V128H42V125L40 124V126H39V121H37L36 120V118H34L31 114H34V113H29V111H30V109H28L27 108V106H25L26 108L24 109V107L22 108V106L20 105H18V104H16V101L15 100H10V99H7ZM11 97V96H10ZM23 97V96H22ZM60 97V96H59ZM81 97V96H80ZM91 97V96H90ZM98 97V96H97ZM96 97V98H97ZM109 97V96H108ZM111 97V96H110ZM126 97V96H125ZM151 97V96H150ZM16 98V97H15ZM46 98V97H45ZM64 99H66L65 97H63ZM77 98V97H76ZM82 98V97H81ZM102 98V97H101ZM112 98H113V96H112ZM115 98V99H114ZM113 98V100H116L117 98L116 97H114ZM124 98V97H123ZM132 98V97H131ZM133 98H135V97H133ZM143 98V97H142ZM152 98V97H151ZM48 99V98H47ZM59 99V98H58ZM93 99V98H92ZM97 99H99V97L97 98ZM157 99V98H156ZM10 100V101H9ZM42 100V99H41ZM44 101H48V100H45V99H43ZM60 100V99H59ZM63 100V99H62ZM67 100V99H66ZM65 100V101H66ZM74 100H78V99H75V97H74ZM146 100V99H145ZM154 100V99H153ZM182 100V99H181ZM64 101V100H63ZM71 101V100H70ZM88 100L86 99V101L84 102L85 104L86 103H88L87 102ZM92 101V100H91ZM102 101V104H103V100H101ZM108 100H107V98H106V103H109V101L107 102ZM112 100H110V102H111ZM130 101H132L131 99H130ZM136 101V100H135ZM152 101V100H151ZM226 101V100H225ZM38 102H39V100H38ZM43 102V101H42ZM61 102V101H60ZM59 102V103H60ZM96 102V101H95ZM97 102H98V100H97ZM121 102H122V100L120 101V103L119 104H121ZM124 102H126V101H124ZM134 102V101H133ZM137 102V101H136ZM142 102V101H141ZM44 103V102H43ZM46 103V102H45ZM66 103H68V101L66 102ZM70 103V102H69ZM68 103V104H69ZM89 103H91V102H89ZM93 104H95L94 102H92ZM117 103H118V101H117ZM123 103V102H122ZM152 103H154V102H152ZM161 103H162V100H161ZM33 104V103H32ZM35 104V103H34ZM70 104H72V101H71V103ZM69 104V105H70ZM73 104H74V102H73ZM77 104V103H76ZM78 104H80L79 103V101H78ZM77 104V105H78ZM84 104V105H85ZM102 104H101V106H102ZM245 104V103H244ZM66 105V104H65ZM75 105V104H74ZM73 105V106H74ZM82 105V104H81ZM103 105H105V104H103ZM109 105V104H108ZM112 105V104H111ZM124 105H126V104H124ZM123 105V106H124ZM128 105V104H127ZM136 105V104H135ZM44 106V105H43ZM76 106V105H75ZM95 106H96V104H95ZM100 106V105H99ZM114 106V105H113ZM116 106V105H115ZM114 106V107H115ZM129 106V105H128ZM242 106V105H241ZM35 107V106H34ZM34 107H33V109H34ZM45 107V106H44ZM53 107V106H52ZM62 107H64V106H62ZM69 107V106H68ZM71 107V106H70ZM132 107H133V105H132ZM137 107V106H136ZM65 108H67V107H65ZM64 108V109H65ZM74 108V107H73ZM79 108H81V107H79ZM83 108V107H82ZM86 108H88V107H86ZM90 108H91V106H90ZM90 108L88 109V110H90ZM103 109H106V108H104V107H102ZM72 109V108H71ZM75 109V108H74ZM32 110V109H31ZM35 110V109H34ZM88 110H86L87 112H88ZM99 110H100V108H99ZM128 110V112H129V109H127ZM38 111V110H37ZM69 111V110H68ZM79 111V110H78ZM77 111V112H78ZM146 111V110H145ZM40 112V111H39ZM75 113H76V110L74 111ZM82 112V111H81ZM84 112V111H83ZM126 112V111H125ZM144 112V111H143ZM91 113V112H90ZM95 113H97V112H95ZM115 113V112H114ZM137 113V112H136ZM162 113H164V111L162 112ZM242 113H244V112H242ZM37 114V113H36ZM43 114V113H42ZM41 114V115H42ZM45 114V113H44ZM69 114V113H68ZM73 114V113H72ZM85 114V113H84ZM121 114V113H120ZM124 114V113H123ZM122 114V115H123ZM127 114V113H126ZM126 114H124L125 116H126ZM130 114V113H129ZM138 114V113H137ZM167 115H168V113H166ZM212 114V113H211ZM247 114V113H246ZM38 115V114H37ZM40 115V116H41ZM63 115V114H62ZM89 115V114H88ZM88 115H86L87 116V118H89L88 117ZM90 115H92V114H90ZM95 115H97V114H95ZM101 115H104V114H101ZM118 115V114H117ZM243 115V114H242ZM78 115H76V117H77ZM100 116V115H99ZM105 117H106V115H104ZM104 116H102V118L104 117ZM135 116V115H134ZM152 116V115H151ZM43 117V116H42ZM48 117V116H47ZM65 117V116H64ZM74 117V116H73ZM72 117V118H73ZM95 117V116H94ZM98 117V116H97ZM97 117H96V119H97ZM44 118V117H43ZM101 118V117H100ZM111 118V117H110ZM117 118V117H116ZM121 118V117H120ZM131 118V117H130ZM143 118V117H142ZM187 118V117H186ZM39 119V118H38ZM46 119V118H45ZM79 119H80V117H79ZM78 119V120H79ZM92 119V118H91ZM104 119V118H103ZM125 119H126V117H125ZM132 119V118H131ZM130 119V120H131ZM135 119V118H134ZM41 120H43V119H41ZM100 120V119H99ZM98 120V121H99ZM118 120H120V119H118ZM133 120V119H132ZM138 120V119H137ZM136 120V121H137ZM148 120V119H147ZM51 121V120H50ZM53 121H55V120H53ZM75 121V120H74ZM77 121V120H76ZM76 121H75V123H76ZM81 121V120H80ZM80 121H79V124H80ZM101 121H102V119H101ZM114 121V120H113ZM112 121V122H113ZM116 121V120H115ZM122 121V120H121ZM126 121H128V120H126ZM45 122V121H44ZM82 122V121H81ZM118 122V121H117ZM125 122V121H124ZM253 122V121H252ZM22 123L24 124V126L26 125V126H28V127H26V128H28V129H30L31 128V130H28L29 131V133H27V134H25L26 133V131L24 132V138H25V141L24 142H27V140L28 139H30V138H32V136H34L35 138L36 137H40V134H41V136L42 137H40V139H38L37 141H39L38 142V144L39 145H33V143H36V142H34V140L35 139H33L32 138V141H31V139H30V141L31 142H33L32 144H30L31 146H32V149L33 150H31V148H27V150H25L26 149V146L23 144L24 142H22L23 140H22V138L20 137L21 136V133H19V132H17V133H19L20 134V136L18 135V139L19 140H22L20 143L22 144V145H24L25 146V148H24V150L26 151V153L24 152L23 154L25 155V157H23L22 156V158L21 159H18L17 158V156L16 155H19V152H18V150H20V148H18V147H23V146H17V143H14V145H16L17 147H14L15 148V150H13V143H11L12 141L11 140H9V139H11L10 138V136H9V134L8 133H10L11 135H12V133L13 134H15L14 132H13V130H15V128L17 129L19 126V128H22L21 127V125H22ZM55 123V122H54ZM54 123H52V124H54ZM103 123H104V120H103ZM102 123V124H103ZM242 123V122H241ZM105 124H106V122H105ZM111 124H114V123H111ZM160 124V123H159ZM243 124V123H242ZM44 125V124H43ZM81 125V124H80ZM139 125V124H138ZM164 125V124H163ZM23 126V125H22ZM76 126V125H75ZM85 126H87V125H85ZM155 126V125H154ZM56 127V126H55ZM58 127H59V125H58ZM83 127V126H82ZM81 127V128H82ZM156 127V126H155ZM42 128V129H41ZM47 128V127H46ZM57 128V127H56ZM157 128V127H156ZM160 128V127H159ZM80 129V128H79ZM166 129V128H165ZM19 130V129H18ZM17 130V131H18ZM24 130H25V127H24ZM59 130V129H58ZM129 130V129H128ZM131 130V129H130ZM11 131H12V133H11ZM16 131V130H15ZM33 131H35V132H33ZM49 131H51L52 132V130L50 129V130H48V132ZM55 131V130H54ZM57 131V130H56ZM105 131V130H104ZM36 132H39L38 134L36 133ZM17 133H16V135H17ZM46 133V132H45ZM167 133V132H166ZM56 134H58V133H56ZM55 133H54V135H56ZM152 134V133H151ZM159 134V133H158ZM16 135H14V137L16 136ZM59 135V134H58ZM65 135V134H64ZM87 135V134H86ZM153 135V134H152ZM167 135V134H166ZM176 135V134H175ZM199 135V134H198ZM13 136V135H12ZM11 136V137H12ZM44 136H45V134H44ZM53 136V135H52ZM17 137V136H16ZM38 137V138H39ZM60 137V136H59ZM139 137H140V135H139ZM163 137V136H162ZM168 137V136H167ZM13 138V137H12ZM21 138V139H20ZM47 138L49 139V140H47ZM55 138V137H54ZM143 138V137H142ZM149 138H151V137H149ZM182 138V137H181ZM249 138V137H248ZM83 139V138H82ZM128 139V138H127ZM170 139V138H169ZM250 139V138H249ZM15 140H17V138L15 139ZM51 140V141H50ZM56 140V139H55ZM54 140V141H55ZM151 140V139H150ZM57 141V140H56ZM70 141V140H69ZM123 141V140H122ZM9 142H10V144H9ZM14 142V141H13ZM16 142V141H15ZM17 142H18V140H17ZM30 142V143H31ZM59 142V141H58ZM157 142V141H156ZM27 143H29V141L27 142ZM48 143V144H49ZM61 143V142H60ZM59 143V144H60ZM140 143V142H139ZM160 143V142H159ZM168 143V142H167ZM58 144V145H59ZM136 144H137V142H136ZM147 144V143H146ZM11 145V146H10ZM13 145V146H12ZM29 145V146H30ZM165 145H167V144H165ZM169 145V144H168ZM33 146H35V149L33 148ZM36 146H40V147H42L43 146V148L42 149H44V150H46V154L48 155L50 152H52L51 154H53V157H52V155H51V157H52V162H51V159L49 158V160L47 161V159H41V157L39 156V158L40 159H38V157H37V155H36V153H34L33 151H37V149H36ZM56 146V147H55ZM164 146V145H163ZM59 147H60V145H59ZM133 147V146H132ZM142 147V146H141ZM158 147V146H157ZM170 147V146H169ZM11 148H12V151H11ZM18 148V150L16 151V149ZM37 148H39V147H37ZM51 148V149H50ZM66 148V147H65ZM72 148V147H71ZM29 149H30V151L31 152H29ZM40 150H41V148H39ZM38 149V150H39ZM59 148H57L56 150H58ZM149 149V148H148ZM180 149V148H179ZM44 150H42V151H44ZM144 150V149H143ZM48 151H49V153H48ZM55 151V150H54ZM59 152H61L62 151V148H60V150H58ZM57 151V152H58ZM33 152V153H32ZM38 152V151H37ZM40 152V151H39ZM39 152H38V154H39ZM56 151H55V153H57ZM65 152V151H64ZM210 152V151H209ZM43 153V152H42ZM42 153H40L41 155H42ZM45 153V152H44ZM63 153V152H62ZM156 153V152H155ZM167 153V152H166ZM64 154V153H63ZM62 154V156L64 157V155ZM157 154V153H156ZM45 155V154H44ZM43 155V156H44ZM57 155V154H56ZM68 155V154H67ZM84 155V154H83ZM142 155V154H141ZM155 155V154H154ZM159 155V154H158ZM21 156V155H20ZM49 156V155H48ZM61 156V157H62ZM160 156V155H159ZM55 157V160L53 159ZM176 157V156H175ZM66 159V158H65ZM65 159H64V161H62V163L63 162H65ZM68 159V158H67ZM134 159V158H133ZM177 159H179V157L177 158ZM41 160H43L44 162H42V163H45L44 164V166H45V168H43V166H42V169L41 170H39L38 169V167H40L41 168V166H39V164H38V162L39 161H41ZM69 160V159H68ZM67 160V161H68ZM72 160V159H71ZM70 162H72V161H70ZM66 163V162H65ZM217 163V162H216ZM219 163V162H218ZM41 164V163H40ZM66 164H68V163H66ZM72 164H73V162H72ZM75 164V163H74ZM220 164V163H219ZM43 165V164H42ZM64 165V164H63ZM68 165H70V163L68 164ZM198 165V164H197ZM200 165V164H199ZM73 166V165H72ZM190 166V165H189ZM228 166V165H227ZM70 167V166H69ZM217 167V166H216ZM65 168V167H64ZM67 168H68V166H66V170H67ZM78 168V167H77ZM45 169V172L44 171H42V170H44ZM39 170V171H38ZM65 171V170H64ZM69 171V170H68ZM66 172L67 174H69V172ZM225 172V171H224ZM66 174V175H67ZM65 175V174H64ZM69 175H67V177H68ZM57 178H59V177H57ZM63 178H64V176H63ZM70 179V178H69ZM223 179V178H222ZM220 180V179H219ZM224 180V179H223ZM49 181H52V183H50ZM60 181H62V182H64L65 180H60ZM67 182V181H66ZM66 182H64V183H66ZM226 182V181H225ZM71 183V184H70ZM69 184H70V186L72 185V180H71V182H70ZM67 184V183H66ZM65 185V184H64ZM64 185H62V186H64ZM116 185V184H115ZM66 187H69V185H67ZM79 187V186H78ZM64 188V187H63ZM66 189H67V191H66ZM80 190V189H79ZM122 191V190H121ZM68 193V194H67ZM211 193V192H210ZM13 194L15 195V197H18V199H17V201H14V200H12L13 199V197H11V196H13ZM111 194V193H110ZM185 194V193H184ZM24 196V197H23ZM101 197V196H100ZM100 197H99V199H100ZM215 197V196H214ZM110 198V197H109ZM203 199V198H202ZM101 200H102V198H101ZM110 202V201H109ZM106 203V202H105ZM115 203V202H114ZM113 203V204H114ZM110 204V203H109ZM108 204V205H109ZM117 204V203H116ZM62 205H64V206H66V208L67 209H65L64 208V206H62ZM73 205V207H74V203L72 204ZM71 205V206H72ZM92 206V205H91ZM106 206H107V204H106ZM118 206H119V203H118ZM121 206V205H120ZM78 207V206H77ZM77 207H75L76 208V210H77ZM109 207V206H108ZM107 207V208H108ZM215 207V206H214ZM112 208V207H111ZM125 208V207H124ZM69 209V210H68ZM78 209H80V207L78 208ZM99 209V208H98ZM97 209V210H98ZM118 209H119V207H118ZM96 210V211H97ZM109 210H112V209H109ZM119 210H121V209H119ZM89 211V210H88ZM81 212H82V210H81ZM85 212V211H84ZM99 212V211H98ZM151 212V211H150ZM88 213V212H87ZM100 213H101V211H100ZM107 213H108V211H107ZM92 214H95V213H92ZM97 214V213H96ZM95 214V215H96ZM124 215V214H123ZM113 216V215H112ZM199 216V215H198ZM227 216V215H226ZM231 216V215H230ZM116 218H117V216H115ZM130 217H132V216H130ZM159 217V216H158ZM202 218V217H201ZM99 219V218H98ZM113 219H114V217H113ZM132 220H134L133 219V217L131 218ZM223 219V218H222ZM124 220H125V218H124ZM109 222V221H108ZM114 222V221H113ZM117 224H119V223H121V222H124L123 221V219H120V222L119 221H115ZM127 222V221H126ZM250 222V221H249ZM95 224H97L98 226H99V224L98 223H95ZM109 224H110V222H109ZM108 223H107V225H109ZM113 224H115V223H113ZM117 224H115V226H117ZM101 225H102V223H101ZM104 225H106V224H104ZM111 225V224H110ZM126 225V224H125ZM130 225H132V227H134L133 226V224H128V232L131 230H129V226ZM113 226V225H112ZM229 226V225H228ZM88 227V228H87ZM100 227H102V226H100ZM104 227V226H103ZM108 227V226H107ZM136 227V226H135ZM168 227V226H167ZM260 227V226H259ZM106 228V227H105ZM110 228V227H109ZM113 228V227H112ZM119 227H117V229H118ZM124 228V227H123ZM126 228V227H125ZM131 228V227H130ZM148 228V227H147ZM177 228V227H176ZM211 228V227H210ZM120 229V228H119ZM133 230H134V228H132ZM167 229V228H166ZM170 229V228H169ZM250 229H252V228H250ZM254 229V228H253ZM30 230V231H29ZM62 230V231H61ZM104 230V229H103ZM95 231V230H94ZM98 231V230H97ZM109 231H111V230H108V233H109ZM120 231V230H119ZM122 231V230H121ZM127 231V230H126ZM132 231V230H131ZM136 231H137V233L139 232L138 231V228L136 229V230H134V231H132V232H135L136 233ZM155 231H156V229H155ZM246 231V230H245ZM264 231V230H263ZM35 232V233H34ZM64 233V235H63V233ZM127 232V233H128ZM165 232V231H164ZM114 233V232H113ZM129 233H131V232H129ZM135 233H133L132 235H135ZM136 233V234H137ZM156 233V232H155ZM232 233V232H231ZM240 233V232H239ZM0 234L1 235H3L2 237L5 239V238H7V242H9L8 243V245H9V248L11 247L12 248V245H11V242L9 241V239H8V237L7 236H4V234H2L1 233V231H0ZM9 234V233H8ZM36 234H39L40 235V238H43V235H45L44 236V238L46 239L44 242L43 241H41L40 239H38V237L36 236ZM61 234L63 235V238L61 237ZM121 234V233H120ZM124 234V233H123ZM255 234V233H254ZM12 235V234H11ZM21 235V236H20ZM38 235V236H39ZM113 235V234H112ZM130 235V234H129ZM131 235V237L133 238V236ZM165 235V234H164ZM163 235V236H164ZM223 235V234H222ZM42 236V237H41ZM50 236V237H51ZM136 236V235H135ZM135 236H134V238H135ZM226 236V235H225ZM49 237V236H48ZM104 237H105V241H107L106 239L108 238H110V240L109 241H112V243H108L107 242V244H109V245H107L105 242H104ZM130 237V236H129ZM101 238L103 239L102 240V242L105 244H99V242H100V240H101ZM122 238V237H121ZM133 238V239H134ZM12 239V238H11ZM123 239V238H122ZM130 239V238H129ZM149 239H150V236H149ZM160 239V238H159ZM185 239V238H184ZM186 239H188V238H186ZM244 239V238H243ZM40 240V241H39ZM125 241V240H124ZM129 241H131V239L129 240ZM133 241V240H132ZM149 242H150V240H148ZM42 242H43V245H42ZM51 242V241H50ZM101 242V243H102ZM115 242V243H114ZM128 242V241H127ZM134 242H137V241H134ZM49 243V242H48ZM52 243V242H51ZM131 243V242H130ZM133 243V242H132ZM140 243V242H139ZM127 244H129V243H127ZM137 244V243H136ZM149 244V243H148ZM159 244V243H158ZM34 245V246H33ZM113 245V247L115 248V246H116V248L114 249L113 247L111 248V249H113V250H111V259L109 258V257H107V255L109 254L108 252H106V250H108V246L110 247V246H112ZM153 245V244H152ZM161 245V244H160ZM201 245V244H200ZM204 245V244H203ZM151 246V245H150ZM205 246V245H204ZM174 247V246H173ZM162 248V247H161ZM44 249V248H43ZM181 249V248H180ZM161 250V249H160ZM162 250H164L163 248H162ZM14 251V250H13ZM13 251L11 252L10 251V253H12L13 254ZM42 251V250H41ZM155 251H156V253H155ZM193 251V250H192ZM253 251V250H252ZM40 252V251H39ZM127 253V252H126ZM127 253V254H128ZM173 253V252H172ZM184 253V252H183ZM251 253V252H250ZM39 254H41V253H39ZM43 254V253H42ZM256 255V254H255ZM42 256V255H41ZM183 256V255H182ZM203 256V255H202ZM44 257H46V256H44ZM62 257V258H61ZM152 257H154V256H152ZM47 258V257H46ZM58 259V261H60V262H57L56 260ZM60 259V260H59ZM62 259H63V261H62ZM175 259V258H174ZM182 259V258H181ZM64 260H65V262H64ZM179 261V260H178ZM187 261V260H186ZM205 261V260H204ZM10 263V262H9ZM41 263V262H40ZM44 263H45V261H44ZM159 263H160V261H159ZM177 263V262H176ZM197 263V262H196ZM12 264H13V262H12ZM157 264V263H156ZM160 264H162V263H160ZM163 264H165V263H163ZM205 264V263H204Z\"/></svg>", "mask_w": 264, "mask_h": 264}, {"label": "crops", "instance_id": "0c3cea01", "mask_svg": "<svg viewBox=\"0 0 264 264\" xmlns=\"http://www.w3.org/2000/svg\"><path fill=\"white\" fill-rule=\"evenodd\" d=\"M0 234V264H12L10 259V248L7 238H3ZM10 262V263H9Z\"/></svg>", "mask_w": 264, "mask_h": 264}]
</instances>
